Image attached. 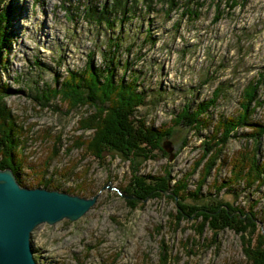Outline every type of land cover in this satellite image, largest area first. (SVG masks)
<instances>
[{"label": "rangeland", "instance_id": "rangeland-1", "mask_svg": "<svg viewBox=\"0 0 264 264\" xmlns=\"http://www.w3.org/2000/svg\"><path fill=\"white\" fill-rule=\"evenodd\" d=\"M85 1L5 0L9 39L1 50L0 84L7 87L3 101L17 140V181L96 196L78 218L32 228L35 264H264V0H124L129 9L113 28L84 21ZM186 7L197 16H188ZM108 38L118 42L114 78L124 84L135 76L143 95L135 115L157 134L170 128L153 149L144 148L147 154L133 146L136 135L116 127L109 128V146L95 151L94 130L80 123L87 106L72 107L57 91L40 97L67 70L82 68L88 52L100 65ZM186 105L188 115L203 107L198 117L207 124L176 120ZM225 120L233 126L219 141ZM117 140L121 148L114 149ZM253 156L261 178L247 182ZM143 174L168 175L169 185L137 198L130 183ZM178 180L189 202L230 201L246 214V231L214 230L201 216L177 219L179 198L171 189Z\"/></svg>", "mask_w": 264, "mask_h": 264}, {"label": "trees", "instance_id": "trees-1", "mask_svg": "<svg viewBox=\"0 0 264 264\" xmlns=\"http://www.w3.org/2000/svg\"><path fill=\"white\" fill-rule=\"evenodd\" d=\"M93 1L95 0L85 1V4H83V10H80L81 15L84 21L103 24L105 28H113L114 23L116 22L115 17L118 15V20H123L127 10L129 9L128 1L124 0H121V2L120 0H113L118 3L117 7H109L106 0H98L99 2ZM170 1L173 2L174 0ZM185 9L188 16H197L196 8L186 7ZM118 10L120 13L117 12ZM216 11L217 15L215 16V20L220 17V10L218 7H216ZM8 16L9 10L6 8L5 0H0V55L1 50L6 48L8 44L9 38L6 30ZM108 39L109 46L106 50L101 51L102 62L100 65L94 63L93 52H88L85 64L82 68L76 71L67 70V77L60 81V83L57 82L59 84L58 87L54 85V87L42 89L40 97L41 99L46 100L48 99L47 96H49L51 92V95L53 96L57 91L60 100L68 102L70 106H87L89 112L86 113V117L80 119V123L82 128H92L94 130L91 145L95 151L101 149L102 146H109L110 139H108L107 136H111L108 135L111 133V131H109L110 127H116L117 130H122L124 133H129L130 135H136L133 146L136 145V147H139L140 151H144L145 149L149 151L155 147V143L159 142L163 135L169 134L170 128L167 126L168 128L161 131L163 134H157L145 124L144 117L141 115H135L137 107L144 103L143 95L135 90L136 88L133 81L136 78L135 76L124 84L122 82V77L121 79L114 78V67L116 65L114 55L116 48H118V42L113 41L112 38ZM54 81L56 83V78ZM259 82L260 80L257 79L255 82L249 84L248 90H246L247 93L243 98L244 107L247 100H250L254 96L253 93H255V88ZM6 88L7 87H5L4 84H0V168L10 167L17 180L20 181L19 173L16 168L17 164L14 160V155H16L15 148L17 146V140H15V136L13 135L14 133L12 132L14 130L11 129L10 121L12 120L9 114V109L5 107V103L3 101L4 94L7 92ZM218 92L219 89L216 88L213 92L214 97L218 94ZM212 100H210V102H212ZM187 107H189V105L183 107L181 112L176 115L175 119L180 120V118L184 116L188 119L189 123L194 122L196 125L202 126L203 122L198 116L203 107L197 109V107H199L197 106V110H195V108L192 109V113L190 115H188ZM231 120H233V123L239 119H235V121L234 119ZM232 123L230 120L219 122L221 127H223L221 131L222 135L220 136L219 141L225 140V133L228 132L230 126H233ZM203 124H207L206 119ZM263 127L259 128V132ZM214 136H216V134H214ZM125 141L126 143L129 142V140ZM119 143L120 142L117 140L114 144H112V148H121ZM141 144L144 146L143 149L140 147ZM122 145L123 144H121V146ZM148 151H144V153L147 154ZM217 153L218 151L216 150V154ZM251 161L252 166L250 169L252 173L250 174V171L246 173L247 182H255L259 176V178H261V172L259 167L256 165L257 160L255 156L252 157ZM239 176H241L240 172H238L237 175L235 174L234 177L238 179ZM134 178L133 182L130 183V186L134 193H136L137 198H142L148 194H160L166 186L169 185L170 180L168 175L162 176L143 174L136 175ZM38 184L40 185V183ZM41 184L45 186L47 185V182H42ZM52 187L55 186L52 185ZM184 191H186L185 185L179 183V180L172 186L171 189L173 197L175 196L179 198L176 202L177 214L175 216L177 219L180 218L181 215H185L186 217L193 215L194 218L201 216L204 220H207L208 225L210 224V227L214 230H219L222 227L228 226L234 228L236 231H241L242 233L246 231V226L249 224L246 214L244 215V212L241 210H237L236 212L237 208L233 206L230 201H224V199L220 198L219 200L212 199L207 200L206 202L200 201L201 203L199 202L194 204L192 201H190V203L187 200L186 196H184ZM214 197H216V195Z\"/></svg>", "mask_w": 264, "mask_h": 264}, {"label": "water", "instance_id": "water-1", "mask_svg": "<svg viewBox=\"0 0 264 264\" xmlns=\"http://www.w3.org/2000/svg\"><path fill=\"white\" fill-rule=\"evenodd\" d=\"M167 144L165 149L170 151ZM95 198L22 186L9 167L0 168V264H35L29 246L32 228L63 217L74 220Z\"/></svg>", "mask_w": 264, "mask_h": 264}, {"label": "bare ground", "instance_id": "bare-ground-1", "mask_svg": "<svg viewBox=\"0 0 264 264\" xmlns=\"http://www.w3.org/2000/svg\"><path fill=\"white\" fill-rule=\"evenodd\" d=\"M198 108V107H197ZM165 134V133H164ZM247 160V159H246ZM234 163V162H233ZM231 179V178H230ZM195 189V188H194Z\"/></svg>", "mask_w": 264, "mask_h": 264}]
</instances>
